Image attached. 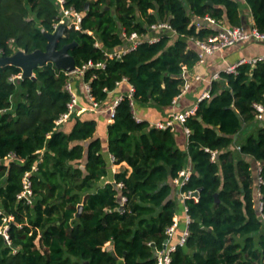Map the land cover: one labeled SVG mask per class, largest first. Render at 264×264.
Masks as SVG:
<instances>
[{
    "label": "trees",
    "instance_id": "1",
    "mask_svg": "<svg viewBox=\"0 0 264 264\" xmlns=\"http://www.w3.org/2000/svg\"><path fill=\"white\" fill-rule=\"evenodd\" d=\"M65 2L83 19L80 30L66 29L59 48L76 43L70 54L77 69L93 64L83 82L99 105L126 79L122 84L134 88L135 105L173 106L185 69L199 62L195 41L217 32L198 31L195 20L210 16L243 27L249 10L264 35V0ZM61 13L58 0H0V55L45 50L46 34L55 32ZM158 23H168L177 36L151 32ZM124 33L161 38L109 58L106 53L128 47ZM22 73L0 67V229L7 227L8 235L0 233V264H156L178 212L175 180L189 162L192 174L180 192H201L185 200L189 237L171 264H264V122L254 106L264 104V62L244 64L237 74L222 72L213 81L210 99L182 125L191 131L187 151L179 148L175 131L137 121L126 96L107 126L108 154L131 173H117L115 184L103 188L110 164L97 121L75 113L70 132L56 125L72 100L66 89L72 76L48 64L35 70L36 80L11 81ZM207 150L218 152L215 161ZM248 159L260 165L261 184ZM28 173L32 203L18 198Z\"/></svg>",
    "mask_w": 264,
    "mask_h": 264
},
{
    "label": "built area",
    "instance_id": "2",
    "mask_svg": "<svg viewBox=\"0 0 264 264\" xmlns=\"http://www.w3.org/2000/svg\"><path fill=\"white\" fill-rule=\"evenodd\" d=\"M62 9L61 13V20L58 24L55 25V31L58 29V27L61 24H66L67 28H72L74 27L76 30H80L81 24H82V15L81 13L76 12L74 9L70 8L67 9L65 8V0H58ZM246 4V0H242ZM194 25L198 29V31L207 29V28H217V32L210 37H208L205 40H196V46L199 49V62L198 64H203L205 62L206 57L212 56L226 48L233 47L237 45L240 42H245V41H250V40H259V41H264V35L260 34L254 26H252L251 30H246L244 27H229L221 22L217 21L216 19L206 16L204 18L198 19L194 21ZM151 32H158V33H168L171 34L172 38H175L177 36V32L173 30V28L168 24V23H158L154 24L150 27ZM126 36V33H124ZM127 40L129 42L128 47L121 49L119 51L111 52V53H106V55L111 58V59H121L124 55L128 54L129 52L134 51L139 45H141L143 42L148 41L150 43H155L159 41L161 38V34H156L154 36H151L150 38H147L143 35H139L138 33H132L129 36H126ZM0 57H3L0 55ZM259 62H264V56L256 57V58H251V59H244L240 62H238L235 65L229 66L226 70L225 73L227 74H237L238 73V68L244 64H250V65H256ZM197 64V65H198ZM99 68H104V64H99L97 65ZM88 67H93V64L90 63L86 65L82 70L77 69L75 73L73 74H68V75H75L71 83H69L66 87L67 91L71 95V102L68 105V112L64 114L57 122L56 125L57 127H61L64 123L68 122L72 116L77 112L78 106H79V97L78 93L75 89V87L72 85L74 79H80L83 81L84 77V72ZM186 72L187 70L185 69L183 77L185 78V85L182 90V94H185L191 87V83L189 82V79L186 77ZM16 79H23V73L13 77L11 79L12 82H15ZM220 79V75L217 74L214 77V80ZM196 81H200L201 77L197 76L195 78ZM127 82L125 79L124 81L120 82L118 85L121 86L122 83ZM84 83V89L85 92L88 95V98L90 102L92 103V108L93 110H96L97 108L100 107L98 103L95 102L94 98L91 95V87L89 83L83 82ZM134 88L130 86L129 92L126 95L127 98L131 101V105L133 109H135V103H134ZM126 96H120L117 98L106 110V112L109 115L108 122L112 123L113 119L115 118L116 114V109L119 106V104L124 100ZM211 94L210 92H206L202 95V97L199 99V103L206 100L210 99ZM257 113H258V121L264 122V104H255L254 105ZM197 112V108H193L191 110H188L184 113L181 114H176L173 115V117L166 122H158L154 123L153 125L160 130H167L171 129L172 131H175V125L176 123H180L181 125H185L186 121L192 117L195 116ZM185 134L188 136V138L191 135V131L185 127L184 129ZM238 150L240 149L239 147L237 148ZM212 154V161H215L218 155V152H212L210 150H207ZM14 156H10V159H14ZM23 162L22 160H19ZM34 170H36V167H34ZM261 171V167L259 165V172H258V180L259 183L261 184V178L259 177ZM192 174V171H188L187 169L181 172L180 178L175 180V186L176 188L179 189V193L182 196L183 200L185 201L189 197L193 198H198L194 197L193 194L195 193H181L180 190L181 188L189 181V178ZM24 191L18 196L19 199H26L29 203H32V183L29 178V173L25 175L24 177ZM122 187V185H119ZM262 204L260 203V210H261ZM187 207H186V213H187ZM1 214V212H0ZM12 218L5 219V223H7L9 220ZM189 224H190V218L187 216V221L184 229L179 233L180 230V225L178 220L175 219V222L171 227L168 228L167 230V240L164 243V248L163 250L157 251L156 255V264H171L172 262V255L173 253L177 250L178 247H183L187 243V239L189 237ZM7 227L4 229H0V233L3 234L7 239ZM178 235V240L176 243H172V240L174 239L175 236Z\"/></svg>",
    "mask_w": 264,
    "mask_h": 264
},
{
    "label": "crops",
    "instance_id": "3",
    "mask_svg": "<svg viewBox=\"0 0 264 264\" xmlns=\"http://www.w3.org/2000/svg\"><path fill=\"white\" fill-rule=\"evenodd\" d=\"M245 26L246 30H251L253 26V19L250 16L249 10L244 11ZM264 56V41L250 40L245 42H240L233 47L226 48L212 56H208L203 64H198L193 70H187L186 77L191 83L190 89L179 96L174 105L168 108H159L153 104L146 106H140L134 109V114L139 122H148L150 124L158 122L169 121L173 115L184 113L193 108H198L199 99L206 92H210L211 85L213 83L214 77L217 74L225 72V70L232 65L244 59H251ZM197 76L201 77L200 81H196ZM76 84V91L79 97V106L77 109V115L82 120H96L98 123L97 137H99L105 147L104 156L110 164V173L100 183V187L103 188L105 185L111 183L115 184V175L121 171L128 170L131 173V168L126 164H115L113 157L108 154V136H107V126L110 124L108 122L109 115L106 112L108 107L120 96H126L129 92L130 86L128 84H122L121 87L114 93L110 95L107 103L100 105L99 108L93 110L92 103L90 102L87 93L84 89V83L80 79H74ZM75 124L73 118L68 122L64 123L63 129L66 132H70ZM175 135L179 148L181 150L187 151L189 145V138L185 134L184 128L180 124L175 126ZM237 146H235L236 148ZM253 164L254 174L256 180H258L259 164L254 162L252 159H248ZM188 171H192L193 167L191 162H189ZM174 198L178 200V212L176 220H178L180 225L179 233L184 229L187 221V213L185 201L179 193V189L176 188V193ZM178 235L174 237L172 243H176L178 240Z\"/></svg>",
    "mask_w": 264,
    "mask_h": 264
},
{
    "label": "water",
    "instance_id": "4",
    "mask_svg": "<svg viewBox=\"0 0 264 264\" xmlns=\"http://www.w3.org/2000/svg\"><path fill=\"white\" fill-rule=\"evenodd\" d=\"M208 4H212L208 1ZM89 3L87 4L88 8ZM67 29L66 24H61L54 33H47L46 39L48 41L45 50H38L34 53H24L18 51L13 56L0 57V67L16 66L23 71V78H30L36 80L35 70L43 68L48 64H54L57 69L66 72L67 74H73L77 70L76 60L70 54L77 44L72 43L59 48V44L64 37ZM201 121L202 119L199 118ZM219 133V130H217ZM201 191H197L193 194L194 197H199ZM217 197V196H216ZM83 206H80V212H82ZM114 255V254H113ZM116 259H118L116 257ZM89 264V263H85Z\"/></svg>",
    "mask_w": 264,
    "mask_h": 264
},
{
    "label": "rangeland",
    "instance_id": "5",
    "mask_svg": "<svg viewBox=\"0 0 264 264\" xmlns=\"http://www.w3.org/2000/svg\"><path fill=\"white\" fill-rule=\"evenodd\" d=\"M74 76H75V75L72 76V79L74 78ZM75 83H76V82H75ZM75 89H76V86H75ZM137 107H140V105H137V104H136V105H135V109H136Z\"/></svg>",
    "mask_w": 264,
    "mask_h": 264
}]
</instances>
